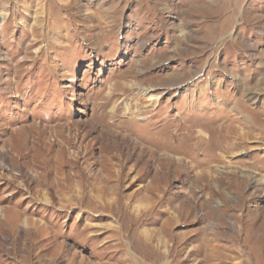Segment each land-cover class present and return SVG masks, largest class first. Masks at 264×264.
<instances>
[{"label": "rangeland", "instance_id": "1", "mask_svg": "<svg viewBox=\"0 0 264 264\" xmlns=\"http://www.w3.org/2000/svg\"><path fill=\"white\" fill-rule=\"evenodd\" d=\"M248 258L264 0H0V264Z\"/></svg>", "mask_w": 264, "mask_h": 264}, {"label": "bare ground", "instance_id": "2", "mask_svg": "<svg viewBox=\"0 0 264 264\" xmlns=\"http://www.w3.org/2000/svg\"><path fill=\"white\" fill-rule=\"evenodd\" d=\"M223 138H224V136H223ZM223 138H222V139H223ZM226 138H227V137H226ZM226 138H224V139H226ZM226 140H227V139H226ZM226 140H225V141H226ZM223 141H224V140H223ZM226 142H227V141H226ZM210 151H211V150H210ZM212 151H213V150H212ZM207 154H208V153H207ZM232 179H233V178H232ZM220 180H221V179H220ZM236 180H238V179H236ZM236 180H235V181H236ZM247 180H248V179H247ZM247 180H246L245 178L240 179L239 182H240V184L242 185V187H245L246 184H248V183H247ZM231 182H232V181H231ZM231 182H229V183H231ZM233 183H234V182H233ZM236 183H237V182H236ZM237 184H238V183H237ZM148 185H149V184H148ZM227 187H228V186H227ZM238 187H239V186H238ZM234 188H235V187H234ZM241 189H242V188H241ZM227 190H228V189H227ZM235 190H236V189H235ZM243 190H244V189H243ZM239 191H240V190H239ZM233 192H234V190H233ZM241 193H242V192H241ZM241 193H239V195H240ZM236 194H238V191H236ZM244 195H245V194H244ZM241 197H242V196H241ZM232 198H233V197H232ZM241 201H242V200H241ZM226 202H227V201H226ZM226 202H225V203H226ZM246 202H247V201H246ZM246 202H245V203H246ZM237 207H238V206H237ZM244 207H245V206H244ZM233 208H234V207H233ZM238 208H239V207H238ZM4 214H5V215H4L5 218L8 217V218L10 219V221H11V220L13 221L12 218L17 217L16 214H15V215H14V214H7V212H6V213L4 212ZM185 218H186V217H185ZM14 219H15V218H14ZM14 222H15V220H14ZM242 228H243V227H242ZM243 229H244V228H243ZM254 229L256 230V228H254ZM245 231H246V232H245V236H246V237H245L244 239L246 240V239H248V235H249V233H250V230L247 228V230H245ZM254 235H255V234H254ZM254 235H253V236H254ZM249 236H250V235H249ZM255 237H257V235H256ZM250 238H251V237H250ZM256 239H257V238H256ZM248 241H249V240H248ZM261 243H262V241H261ZM218 248H219V247H217L216 245H213L209 250L212 251L213 255H216V256L218 257V256L221 255V254H219L220 252H219V249H218ZM249 260H250V258H248L246 261L244 260L242 263L245 264V263H247Z\"/></svg>", "mask_w": 264, "mask_h": 264}]
</instances>
